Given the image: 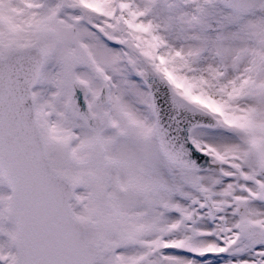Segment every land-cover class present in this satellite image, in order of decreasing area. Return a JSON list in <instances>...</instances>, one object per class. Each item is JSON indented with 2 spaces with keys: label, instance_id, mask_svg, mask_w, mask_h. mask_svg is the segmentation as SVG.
I'll return each instance as SVG.
<instances>
[{
  "label": "snow or ice",
  "instance_id": "obj_1",
  "mask_svg": "<svg viewBox=\"0 0 264 264\" xmlns=\"http://www.w3.org/2000/svg\"><path fill=\"white\" fill-rule=\"evenodd\" d=\"M0 264H264V0H0Z\"/></svg>",
  "mask_w": 264,
  "mask_h": 264
}]
</instances>
